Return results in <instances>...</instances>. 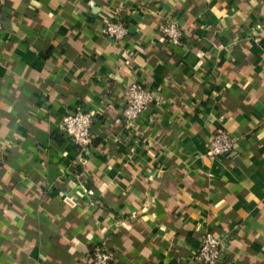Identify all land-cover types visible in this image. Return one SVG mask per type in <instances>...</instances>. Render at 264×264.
Returning <instances> with one entry per match:
<instances>
[{"label":"crops","instance_id":"crops-1","mask_svg":"<svg viewBox=\"0 0 264 264\" xmlns=\"http://www.w3.org/2000/svg\"><path fill=\"white\" fill-rule=\"evenodd\" d=\"M0 21V264H87L98 246L192 264L206 231L213 264H264V0H2ZM132 79L152 98L126 126ZM78 107L85 151L59 127ZM217 129L236 142L211 159Z\"/></svg>","mask_w":264,"mask_h":264},{"label":"built area","instance_id":"built-area-1","mask_svg":"<svg viewBox=\"0 0 264 264\" xmlns=\"http://www.w3.org/2000/svg\"><path fill=\"white\" fill-rule=\"evenodd\" d=\"M2 0H0L1 2ZM1 30V21H0ZM158 31L172 43H178L182 37V29L177 22L166 17L158 25ZM104 35L113 39H123L127 33V27L121 21H106L102 27ZM152 93L132 79L123 87V109L121 120L128 126L144 110V107L151 100ZM93 113L91 111L76 108L65 113L60 121V129L75 143L80 151H85L91 144L93 134L92 128ZM235 138L225 129L215 130L206 147V155L214 159L219 156L228 155L235 145ZM223 245L221 240L212 231H206L202 236L201 243L192 257V264H213L222 257ZM111 253L103 247H94L90 253L87 264H113Z\"/></svg>","mask_w":264,"mask_h":264},{"label":"trees","instance_id":"trees-1","mask_svg":"<svg viewBox=\"0 0 264 264\" xmlns=\"http://www.w3.org/2000/svg\"><path fill=\"white\" fill-rule=\"evenodd\" d=\"M88 263V262H87Z\"/></svg>","mask_w":264,"mask_h":264}]
</instances>
